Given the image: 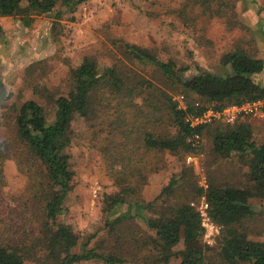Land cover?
Segmentation results:
<instances>
[{
	"label": "trees",
	"instance_id": "obj_1",
	"mask_svg": "<svg viewBox=\"0 0 264 264\" xmlns=\"http://www.w3.org/2000/svg\"><path fill=\"white\" fill-rule=\"evenodd\" d=\"M87 1L0 0V17L17 18L28 27L35 15L52 14L57 20L66 11L73 12ZM191 1L210 15L225 14L235 3ZM180 13L184 16L183 11ZM184 18L188 21L187 16ZM260 23V27L264 25V17L259 19ZM116 43L124 58L155 67L182 93L197 101L178 108L171 96L163 92L159 106H149L166 112L165 121L174 130L171 135L147 128V116L154 111L145 113L144 120L135 114L137 123L129 125L127 113L137 107L134 98L141 91L156 89L155 86L142 78L131 80L116 65L99 67L94 57L84 56L70 69L71 87L67 94L54 99L52 117L37 100L21 102L15 108L12 141L18 146L19 154L22 150L18 162L27 183L18 198L21 223L13 230L12 237L16 238L4 241L9 229L0 235V264H75L89 260L103 264H136L137 251L142 249L147 253L140 261L145 264H212L215 260L220 264H264V240L249 238L239 226L244 219L263 214L253 206V201H264V135L257 142L246 121L194 127L184 121L187 114H199L209 106L221 110L229 104L262 101L264 107V86L253 78L263 70L262 56L257 50L249 52L244 47H234L220 58L221 64L230 65V74L218 76L196 67L195 74L182 78L180 74L187 72L189 65L177 66L171 59L162 60L152 48L120 39ZM109 111L115 118L110 122L113 126L111 130L108 128L100 151L106 160V174L116 189L103 194L102 209L106 215L119 205L135 207L137 211L113 218L108 216L97 232L105 231L108 235L119 232L118 248L123 249L120 255L99 251V243L89 247L95 234L82 236L62 219L68 211L65 199L77 185L68 151L73 140V123L79 118L88 122L94 118L104 119ZM117 129L123 146L115 145L109 137ZM204 132L208 133L215 154L221 158L235 157L247 169V183L243 186L211 180L204 188L194 183L195 196L205 198L208 217L221 226L215 246L204 242L205 228L200 212L181 198L177 190L185 177V169L173 173L152 200H144L139 191L146 178L136 164L143 157L142 154L134 157L136 150L142 147L145 151H168L183 158L199 150L201 144L192 146L191 137L202 136ZM128 141L132 142V148L126 147ZM136 217L150 233L128 223ZM178 245L181 247L176 249ZM132 247L135 249L131 251Z\"/></svg>",
	"mask_w": 264,
	"mask_h": 264
},
{
	"label": "rangeland",
	"instance_id": "obj_2",
	"mask_svg": "<svg viewBox=\"0 0 264 264\" xmlns=\"http://www.w3.org/2000/svg\"><path fill=\"white\" fill-rule=\"evenodd\" d=\"M255 1L225 0L226 3H235L231 11L222 15L203 13L191 0H88L75 11H66L57 20H54L52 14L35 15L33 23L28 27L17 18L0 17V235L9 229L4 241L16 238L12 237L15 234L13 230L21 223L18 198L27 183L18 162L22 150L19 154L18 146L12 141L15 108L21 102L37 100L52 117L54 99L67 94L71 87L70 69L78 65L84 56H92L99 67L116 65L131 80L142 78L150 81L156 89L144 90L136 95L134 103L137 107L127 113L128 124L134 126L137 123L135 114L144 120L145 113L154 111L147 116V128L155 133L171 135L174 130L165 121L166 112L149 106H159L163 92L176 102L182 95L185 106L197 99L182 93L175 83L166 79L155 67L124 58L116 41L120 39L152 48L158 58L165 61L171 59L177 66L189 65L190 69L180 74L182 78L195 74L196 67L218 76H226L232 69L230 65L221 64L220 58L234 47H244L249 52L257 50L264 62V25L260 27L259 24V19L264 17V7H261L263 0ZM186 16L188 21H185ZM253 78L264 86V70L254 74ZM114 118L115 114L109 111L104 119L94 118L88 122L79 118L74 121L73 140L68 151L77 185L65 199L68 211L62 215V219L82 236L95 234L89 247L99 243V251L120 255L123 249L118 248L121 242L119 232L112 235L105 231L97 232V228L103 225L108 216L113 218L137 211L135 207L119 205L110 215H106L102 209L103 194L116 189L106 174V160L100 151ZM238 121H246L251 125L253 138L257 142L263 137L264 110L262 115L241 117L234 122ZM218 122L224 121L214 120L209 124ZM118 133L119 129L112 132L113 136H109L115 145H121ZM201 140L199 150L183 158L168 151H145L142 147L138 148L134 157L136 159L142 154V160L136 164L146 178L139 191L140 197L152 200L170 176L181 168L185 169V177L177 190L181 198L186 199L195 209L204 208L205 198L195 196L194 183L204 188L211 180L237 186L247 183V169L237 158H221L215 154L207 132H204ZM131 143L128 141L126 147L132 148ZM189 155L194 158L187 163ZM253 206L263 211V214L244 219L239 226L249 238L264 240V201L254 200ZM128 223L151 232L139 217ZM211 223L216 224L212 220ZM220 231L217 233L215 229L209 228L210 246L216 245ZM180 247L178 245L176 249ZM129 249L132 251L135 248ZM146 253L144 249L137 251L136 264H145L140 261V257ZM75 264L103 263L89 260ZM212 264L220 263L215 260Z\"/></svg>",
	"mask_w": 264,
	"mask_h": 264
},
{
	"label": "built area",
	"instance_id": "obj_3",
	"mask_svg": "<svg viewBox=\"0 0 264 264\" xmlns=\"http://www.w3.org/2000/svg\"><path fill=\"white\" fill-rule=\"evenodd\" d=\"M183 96L180 95L177 98V107L178 108H185L186 106L183 105L182 103ZM197 104V103H196ZM264 110L263 107V102L262 101H256V102H251V103H244L242 105H234V104H229L223 107L221 110H215L214 108H207L204 111H202L199 114H187L184 118V121L190 126L194 127L196 125H204V124H209L210 122L214 120H222L224 122L232 123L236 119L241 118V117H246L250 115H257L260 114L262 115ZM201 141V135L200 134H194L191 137V143L192 146H199ZM193 155L187 156V163L192 161ZM204 197V196H203ZM205 200V199H204ZM204 208L197 209L200 212V215L202 216V225L205 228V233H204V242L210 245L211 240L209 239V234L208 230L209 228L215 229V231L218 233V231L221 229L220 225L213 224L211 223L210 218L208 217L206 213L207 209V203L204 201L203 202Z\"/></svg>",
	"mask_w": 264,
	"mask_h": 264
},
{
	"label": "crops",
	"instance_id": "obj_4",
	"mask_svg": "<svg viewBox=\"0 0 264 264\" xmlns=\"http://www.w3.org/2000/svg\"><path fill=\"white\" fill-rule=\"evenodd\" d=\"M257 35H258V34H257ZM263 70H264V69H263ZM263 70H262V71H263Z\"/></svg>",
	"mask_w": 264,
	"mask_h": 264
}]
</instances>
